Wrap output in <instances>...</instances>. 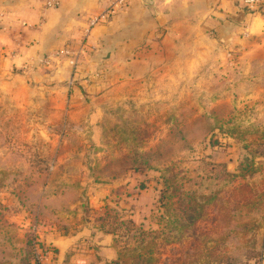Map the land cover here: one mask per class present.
Returning a JSON list of instances; mask_svg holds the SVG:
<instances>
[{"label": "rangeland", "instance_id": "1", "mask_svg": "<svg viewBox=\"0 0 264 264\" xmlns=\"http://www.w3.org/2000/svg\"><path fill=\"white\" fill-rule=\"evenodd\" d=\"M181 70L160 63L139 81L115 72L89 91L49 79L45 98H36L41 113L13 114L14 142L0 147V264H24L18 252L30 251L32 232L20 222L64 234L85 220L129 252L144 244L139 227L152 232V264H264V140L222 146L218 99L200 96L204 83ZM251 125L262 130L252 123L240 131ZM168 184L194 193L181 236L167 222L184 203L160 200ZM38 233L49 248L46 229Z\"/></svg>", "mask_w": 264, "mask_h": 264}, {"label": "crops", "instance_id": "2", "mask_svg": "<svg viewBox=\"0 0 264 264\" xmlns=\"http://www.w3.org/2000/svg\"><path fill=\"white\" fill-rule=\"evenodd\" d=\"M111 1L59 0L46 8L43 0H0V147L14 142L8 133L15 128L13 114L41 113L36 98H45L49 79L89 91L115 72L144 80L160 63L181 67L186 81L204 83L200 96L218 99L215 132L220 125L252 123L264 130V11H250L239 0H130L88 30L90 18ZM240 9L245 15L238 23L233 17ZM248 107L254 110L246 113ZM218 137L222 146L240 141L226 133ZM5 172L0 169V176ZM83 223L84 229L64 234L55 225H19L32 232V242L46 229L42 241L50 253L40 264L116 260L114 235Z\"/></svg>", "mask_w": 264, "mask_h": 264}, {"label": "trees", "instance_id": "3", "mask_svg": "<svg viewBox=\"0 0 264 264\" xmlns=\"http://www.w3.org/2000/svg\"><path fill=\"white\" fill-rule=\"evenodd\" d=\"M241 127H243V125H235V126H228L226 128L223 127V125H220L219 128L217 129L218 131H216L214 134L218 136V134L220 133H226L228 135L231 136H235L236 139H239L241 141H246L247 142V138H249L250 140H256L258 142H261V140H264V130H257V127H254V125H251L250 127H244L246 128V130L244 132L240 131ZM251 131V132H250ZM230 177L232 176L231 174H228ZM172 186V184H168V187H165L163 189H158L159 190V194L162 197V201H169L171 198L173 197H178L179 201L183 204V207L180 208V214H174L173 215V219L169 220L167 222V225H171L173 226L174 230H177V233L181 236L184 232V229L187 227L186 223L183 221H185L186 218V214H187V206H190L191 203V195L194 194H190L189 192L183 191L178 189L177 187H171L172 190L170 191V187ZM194 198L196 199V196H194ZM162 205L164 206V208L169 209L168 204L167 203H163ZM101 229V227H99ZM106 233H111L114 236H116L113 232H110L108 230H103ZM139 231H140V235L143 236V243L142 245H139L138 248L140 250L139 253L134 252L137 249H132L134 250L133 252H129L124 248L119 249L118 245L116 244V237L114 239V246L117 249V258L116 260L110 261V262H106L104 264H152L153 263V249L152 246L156 245L155 241L153 240V238H155L154 236L151 235L152 232H148L144 229H142L141 227H139ZM147 236H151L150 238H145ZM27 241H25V243L27 242V247L30 251H24L23 253H21L20 251L18 252V256L21 258V261L23 260L24 264H30V259L32 257L31 253L33 254V248H32V238L30 236H27ZM9 239V238H8ZM49 249V248H48ZM257 256H260L261 254V250H257ZM23 254V255H22ZM24 258V259H22ZM11 261V260H10ZM7 261L6 264H16L14 263V261Z\"/></svg>", "mask_w": 264, "mask_h": 264}, {"label": "built area", "instance_id": "4", "mask_svg": "<svg viewBox=\"0 0 264 264\" xmlns=\"http://www.w3.org/2000/svg\"><path fill=\"white\" fill-rule=\"evenodd\" d=\"M45 2L46 8L55 7L58 5L59 0H43ZM130 0H112L109 6L103 10L98 15L93 16L89 20L88 30L93 28L99 23H102L108 19V17L115 11L121 10L128 6ZM239 3L243 5L244 8L252 11H264V0H239ZM245 10V9H244ZM87 30V31H88ZM32 248L34 253L37 255L38 260H43L48 257L50 250L46 247H42L38 236L33 238ZM42 251L44 253H42Z\"/></svg>", "mask_w": 264, "mask_h": 264}, {"label": "water", "instance_id": "5", "mask_svg": "<svg viewBox=\"0 0 264 264\" xmlns=\"http://www.w3.org/2000/svg\"><path fill=\"white\" fill-rule=\"evenodd\" d=\"M143 2L148 3V0H143ZM244 15H245V10L244 9H240V11L237 13V15H235L233 17V20L241 23L244 20Z\"/></svg>", "mask_w": 264, "mask_h": 264}]
</instances>
